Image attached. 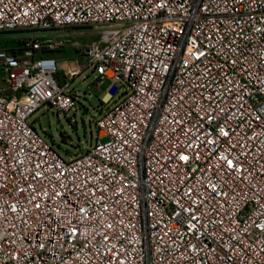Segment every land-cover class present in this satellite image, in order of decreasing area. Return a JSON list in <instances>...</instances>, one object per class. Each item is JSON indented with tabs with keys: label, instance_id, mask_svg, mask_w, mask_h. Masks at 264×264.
<instances>
[{
	"label": "built area",
	"instance_id": "2783aa9c",
	"mask_svg": "<svg viewBox=\"0 0 264 264\" xmlns=\"http://www.w3.org/2000/svg\"><path fill=\"white\" fill-rule=\"evenodd\" d=\"M93 26L82 56L112 103L65 160L29 119L75 109L82 68L60 77L43 53ZM15 31L0 264H264V0H0V33Z\"/></svg>",
	"mask_w": 264,
	"mask_h": 264
},
{
	"label": "rangeland",
	"instance_id": "374dc122",
	"mask_svg": "<svg viewBox=\"0 0 264 264\" xmlns=\"http://www.w3.org/2000/svg\"><path fill=\"white\" fill-rule=\"evenodd\" d=\"M100 31V26H93L53 33L64 36L65 46L43 53L55 59L60 77L66 75L68 70H77L79 66L82 68L80 75L70 83L69 91L76 101L73 111L66 114L57 113L54 109L42 107L29 119V123L65 160L88 150L95 142L98 132L95 123L102 111L112 103H103L102 99L112 86V82L106 80L98 84L87 59L82 56L83 48L90 42L98 40ZM26 36L27 32L21 31L0 33V68L7 56L21 54L20 41ZM4 86L0 81V87ZM118 87L119 95L125 92V86ZM106 140L102 139L103 142Z\"/></svg>",
	"mask_w": 264,
	"mask_h": 264
},
{
	"label": "trees",
	"instance_id": "16d2710c",
	"mask_svg": "<svg viewBox=\"0 0 264 264\" xmlns=\"http://www.w3.org/2000/svg\"><path fill=\"white\" fill-rule=\"evenodd\" d=\"M20 42H21V44H22V41H20ZM48 52H49V51H48ZM112 91L114 92V91H116V89L114 88Z\"/></svg>",
	"mask_w": 264,
	"mask_h": 264
}]
</instances>
